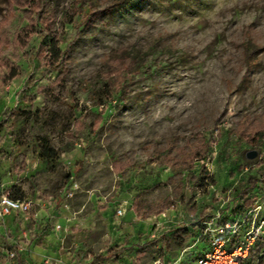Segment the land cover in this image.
Wrapping results in <instances>:
<instances>
[{
    "label": "rangeland",
    "instance_id": "1",
    "mask_svg": "<svg viewBox=\"0 0 264 264\" xmlns=\"http://www.w3.org/2000/svg\"><path fill=\"white\" fill-rule=\"evenodd\" d=\"M112 2L0 0V61L19 67L0 84V186L32 201L5 218L2 264H194L244 192L264 219V0ZM252 247L264 264V230Z\"/></svg>",
    "mask_w": 264,
    "mask_h": 264
},
{
    "label": "built area",
    "instance_id": "2",
    "mask_svg": "<svg viewBox=\"0 0 264 264\" xmlns=\"http://www.w3.org/2000/svg\"><path fill=\"white\" fill-rule=\"evenodd\" d=\"M32 201L26 198L17 199L12 196V189L0 186V227L5 225V218L12 215H21L27 219ZM123 210L117 211L118 216H122ZM260 206L255 205L253 209L247 212L251 215L249 221L250 226L243 236V240L234 243V239L239 232L246 215L243 220H227L219 228V233L226 234V239L213 238L209 241L210 249L198 258L194 264H256L249 261L251 247L259 235L264 230V219H258ZM233 239V241H232ZM230 243V248H227ZM5 260L9 264H16L17 255L14 251L7 250L5 252ZM3 263L0 256V264Z\"/></svg>",
    "mask_w": 264,
    "mask_h": 264
},
{
    "label": "trees",
    "instance_id": "3",
    "mask_svg": "<svg viewBox=\"0 0 264 264\" xmlns=\"http://www.w3.org/2000/svg\"><path fill=\"white\" fill-rule=\"evenodd\" d=\"M8 1V0H7ZM122 0H113L110 6L106 8L105 11H111L115 7H118L120 5ZM30 25V24H29ZM47 55V66L49 67V70L52 72H56V81H61L63 78V75L65 74V70L63 67V60L65 57V53L68 48H63L59 41L55 37H49L47 40V46L45 48ZM0 68L4 69L0 74V84L1 85H8L10 82H12L19 74V67L17 65H12L7 60L0 61ZM260 134L259 132H255L253 134V137L251 139L252 144H257L259 141ZM42 140V156L45 158H48L50 160H53L56 158V152L55 150L49 145V142L46 138H41ZM184 156V160H187V156ZM192 160L191 162H193ZM124 167V166H123ZM123 167H118L115 164H112V170L115 173H120ZM245 196L241 198V204L237 206V212H232L229 214V216L223 218V223L227 220L234 221L238 220L240 216L243 217V214L245 212H248L249 210L253 209L254 202L256 200V196L252 195L250 196L249 192H244ZM12 196L17 199H23V193L20 190H17L16 192H13L12 190ZM245 213L244 215H246ZM246 219H248V222L251 220V215H246ZM241 220V219H240ZM244 220V221H245ZM246 222V221H245ZM253 248V247H252ZM251 248L250 254H249V261L253 259V256L255 255L254 250ZM261 256H259V259Z\"/></svg>",
    "mask_w": 264,
    "mask_h": 264
},
{
    "label": "water",
    "instance_id": "4",
    "mask_svg": "<svg viewBox=\"0 0 264 264\" xmlns=\"http://www.w3.org/2000/svg\"><path fill=\"white\" fill-rule=\"evenodd\" d=\"M256 156H257V152L254 151V150L249 151V152H247V154H246V158H247V159H253V158H255Z\"/></svg>",
    "mask_w": 264,
    "mask_h": 264
},
{
    "label": "crops",
    "instance_id": "5",
    "mask_svg": "<svg viewBox=\"0 0 264 264\" xmlns=\"http://www.w3.org/2000/svg\"><path fill=\"white\" fill-rule=\"evenodd\" d=\"M15 216V215H14ZM8 218H10V225L9 226H11V224H12V222H13V220H14V217L12 218V216H9ZM5 227H9V226H7V224H6V222H5V225H4ZM4 226H1L0 227V232H1V229H3V227ZM24 227V226H23Z\"/></svg>",
    "mask_w": 264,
    "mask_h": 264
}]
</instances>
